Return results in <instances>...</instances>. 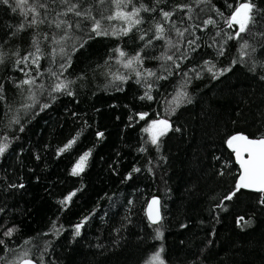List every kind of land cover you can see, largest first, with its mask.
I'll use <instances>...</instances> for the list:
<instances>
[{"label":"trees","instance_id":"obj_1","mask_svg":"<svg viewBox=\"0 0 264 264\" xmlns=\"http://www.w3.org/2000/svg\"><path fill=\"white\" fill-rule=\"evenodd\" d=\"M141 2L156 11L141 12L144 22L118 38L88 33L85 29L91 27L90 21L72 14L65 17L81 21L80 28L70 33L76 39L67 41L71 67L61 77L73 81L75 94L53 93L57 98L52 102L46 91L33 109L19 112L20 124L11 127L9 122L23 103L16 84L27 78L25 72L37 76V84L50 90L55 81L50 72L59 74L66 58L51 55L53 48L59 51L62 46L52 42L53 36L58 39L62 34L61 29L46 22L17 31L24 18L19 9L13 12L9 6H15V0H9V5L0 3V50L6 54L0 64L5 97L0 100V137L13 138L0 157V240L4 241L0 264H9L27 249L38 264L41 253L43 264H145L161 245L167 264H264V203H260L264 194L241 189L231 200L224 199L235 190L240 175L227 139L238 133L249 137L264 133V0H254L259 11L249 25L252 35L241 34L255 48L251 57H241L240 41L225 43L226 34L233 32L225 18L240 0ZM48 4L49 20L64 8L59 0H48ZM184 4L192 10L177 8ZM81 6L92 8L97 18V9H105V14L111 10L98 0H84ZM161 9L174 11L171 22L163 20ZM209 18L216 24L206 25ZM157 22L164 24L163 40L155 39ZM177 28L187 29L183 37L176 34ZM169 37L178 48L168 47ZM33 38L41 49L39 67L31 58L27 65L17 66V59L35 51ZM80 39L87 40L83 47H79ZM147 40L152 43L145 47ZM190 40L195 44L189 45ZM74 43L76 51L71 48ZM221 47L224 54L218 55ZM116 48L130 56L143 48L142 70L156 74L147 80L153 99H140L147 87L143 80L136 83L134 73L124 83L112 82L110 72L119 69L128 75L116 62ZM164 54L173 60L159 58ZM234 60L237 63L232 64ZM205 61L215 65L214 71L228 67L231 71L213 78ZM181 92L187 97H180L177 107L173 100ZM43 103L51 106L40 111ZM138 113L148 116L141 120ZM162 118L180 131L168 132L157 150L147 142L143 128ZM98 132L104 133L103 138L97 137ZM77 133L72 148L59 153ZM89 150L92 154L85 171L71 175L79 157ZM129 173L131 179H127ZM72 192L76 195L71 203L61 205ZM152 196L161 199L159 224L150 223L146 215ZM84 217L90 219L76 237L74 226ZM240 217L250 223L238 224ZM53 222L61 228L59 234L53 232ZM12 227L16 232L4 236ZM157 228L163 232L162 240L155 238Z\"/></svg>","mask_w":264,"mask_h":264},{"label":"snow or ice","instance_id":"obj_2","mask_svg":"<svg viewBox=\"0 0 264 264\" xmlns=\"http://www.w3.org/2000/svg\"><path fill=\"white\" fill-rule=\"evenodd\" d=\"M56 2V0H53ZM84 0H59V3L64 6L62 11H57L55 14V18L49 20V4L48 0H15V6L9 5V0H0V3L5 5H9L12 8L13 12H16L17 9L20 10L21 16L24 18V22L20 23L17 31H22L27 27H35L38 28L41 24L48 23L49 27L54 26L56 29H61L62 34L57 39L56 36L52 37V42L55 44L62 45L57 49L53 48L51 55H60L63 58H66L65 62L60 65L61 71L59 74L55 72H50L51 76L55 77V81L49 85V89L45 88L43 83L37 84V76H31L30 72H25L26 79L20 80L16 87L21 90V96L23 99V103H21L20 108L17 109L16 114L13 115L12 119L9 122V127L12 124H20V116L19 112L24 111L27 113L31 109H33L36 104L39 103V95H43L47 91L48 97L51 99L52 102L56 100V96L53 93H62L65 95L72 96L74 95V91L71 89V84L73 81L67 80L66 78L62 79L63 72L67 71V68L71 67V54L66 50V44L68 40H75L76 37L71 35V31L73 28L79 29L81 26V21H73L69 17V14H72L74 17H79L82 20H88L91 22V27L89 29H85L88 33H95L96 36H116L117 38L120 36H127L133 28H137L138 25L142 24L143 17L140 15L141 12H155L156 8H149L148 5H145L141 2V0H98L99 4L104 5L105 8L110 6V11L108 14H105V9H97L99 14V18L93 15L92 8L90 7H82ZM139 2V7L136 6V3ZM161 0H156V3L159 4ZM198 3H205L209 2V0H197ZM131 6V10L129 11L128 8ZM229 7H232L231 5ZM177 8L180 10H184L187 8L189 11L192 9L189 5H177ZM41 9L44 10L43 14L41 13ZM218 15H223L217 9ZM259 10L254 3V0H240V2L233 7L232 12L228 17L225 18V24L228 28L233 29L232 33L226 34V41L227 40H237L240 41L239 44V51L241 57H251V53L255 52V48L249 44L248 40L243 38L241 34L247 33L248 35H252L249 30V25L254 23V13H257ZM160 14L164 21L171 22L172 17L175 14L174 11H164L163 9L160 10ZM29 17H31L29 19ZM191 19V16H189ZM104 21H120L121 24L119 27L105 24ZM206 25H215L216 21L209 18L205 21ZM174 26V25H173ZM165 27L164 24L157 22L155 24V39L163 40L165 39ZM176 34L180 37L184 36V32L180 29H175ZM14 34V33H13ZM219 35V33H217ZM45 39H48L47 34H45ZM89 38H92L89 35ZM141 40L145 39L144 35L140 36ZM198 39V37H197ZM87 42L85 39H80L79 47H83L84 44ZM35 51L30 52L27 56L17 59L16 65L19 66L20 64L27 65L29 58H31V63L36 65L37 68L39 67V61L41 59V49L39 47V41L36 38H33L32 41ZM152 43L151 40H147L145 47ZM166 43L169 48L177 47L178 45L173 44L171 38L169 37L166 40ZM189 45H194L195 40L188 41ZM72 51L78 50L77 45L74 43L71 45ZM251 49V52L249 51ZM195 50V49H193ZM113 51L118 53L117 64H119L123 69L128 70V75L120 72L119 69L116 72H110L109 75L112 77V82L119 81L120 83L126 82L132 73L135 74L137 77L136 83H141V80L144 81L147 90L145 91L144 95L140 97V99H148L151 100L153 97L150 95L151 84L147 83L148 78L155 76L156 74L149 70L143 69V62L144 57L142 56L143 48L136 52L135 55H129L127 52L120 48H116ZM224 49L221 47L218 49V55H223ZM18 56L19 54L16 53ZM6 54L0 50V64L4 63ZM161 59L172 61L173 56L164 54ZM175 63V62H174ZM237 63V61H232V64ZM207 71L212 74L213 78H219V76L223 75L225 72L231 71V67L220 69L218 71H214L215 65L211 61L204 62ZM176 67H179V64H175ZM264 67V64L261 65ZM24 71V69H20ZM254 68H250V71H254ZM195 71V69H193ZM165 77H157V79H162ZM264 79V76L261 77ZM25 86L27 89L25 90ZM122 90V89H120ZM4 89L3 85L0 84V100H4L5 97L3 95ZM180 97H187L186 92H181L177 94V97L174 98L173 103L179 107L180 104ZM191 102V101H189ZM51 106L50 103H43L40 105V111H43L46 108ZM174 114V109L172 110ZM139 119L144 120L147 118V113H138ZM132 117H130L131 119ZM180 131L179 128L173 129L172 124L169 122L168 119H158V120H151L148 123V126L143 128V132L148 134V141L151 145L156 146L157 150L160 148L161 138L166 136L170 131ZM20 132L24 131L23 126L21 125L19 128ZM80 133H77V136L73 139L69 140L67 144H65L62 148L59 149V153H64L72 148V146L76 143L77 139L79 138ZM104 133L98 132L97 137L103 138ZM11 137L8 135H3L0 137V157H2L7 150L10 148L12 143ZM18 139V137H15ZM226 143L230 148L233 149L236 155V159L242 168V173L239 176L238 182L235 184V190L232 191L230 194L224 197L225 200H231L233 197L237 195L241 189H251L258 193L264 194V133H261L259 137H252L250 138L248 135L243 133H238L232 135L229 139H227ZM141 152L146 151L145 148L140 149ZM91 150L83 153L77 162L75 163L74 167L71 170V175L78 176L81 175L85 168L87 167V161L91 156ZM245 154L247 155V159H245ZM134 172H139V168H134ZM151 171V169H149ZM223 175V172H221ZM127 179H131V173H129ZM19 187H23V185H19ZM76 193L72 192L67 195L63 200L60 201L61 205L65 207L71 203L73 196ZM160 201L158 198H153L151 203L148 205V218L152 224H159L163 217L160 214L158 205ZM260 203H264V196L260 198ZM157 206V207H154ZM218 207L223 208L224 205L220 204ZM0 211H3L0 209ZM90 217H84V219L74 226V235L79 237L81 235V229L87 223ZM243 222L244 225L250 223V221L245 220L244 217H240L237 221L238 224ZM16 228H8L3 235L7 237H11L15 232ZM52 230L54 233L59 234L61 228H57L55 222H53ZM156 239H163V232L157 228L156 230ZM47 235V233L45 234ZM26 244L30 243V241H25ZM4 244L3 240H0V245ZM46 250V249H45ZM30 249L21 251L14 259L9 261V264H37L36 260L30 258ZM164 247L161 245L157 251L152 253L150 257L145 261V264H167L166 259L163 256ZM41 264H43V254L40 255Z\"/></svg>","mask_w":264,"mask_h":264},{"label":"water","instance_id":"obj_3","mask_svg":"<svg viewBox=\"0 0 264 264\" xmlns=\"http://www.w3.org/2000/svg\"><path fill=\"white\" fill-rule=\"evenodd\" d=\"M250 138H252V137H250ZM232 149V148H231ZM233 150V149H232ZM234 152V151H233ZM234 155H235V152H234ZM245 159H247V155L245 154ZM235 160H236V163H237V165L239 166V169H240V175H241V173H242V168L240 167V164H239V162L237 161V159H236V155H235ZM239 175V176H240ZM238 180H239V178H238ZM238 182V181H237ZM243 190H246V191H249V192H254V193H258V192H256V191H253V190H251V189H243ZM153 198H158L159 199V201H160V203H159V205H158V208H159V211H160V214H161V216H162V209H161V199H160V197L159 196H152L150 199H149V201H148V203H147V206H146V215H147V212H148V205L151 203V201L153 200ZM154 207H157V206H154ZM147 217H148V215H147ZM149 219V218H148ZM150 221V220H149ZM150 223H151V221H150ZM38 264V263H37Z\"/></svg>","mask_w":264,"mask_h":264}]
</instances>
